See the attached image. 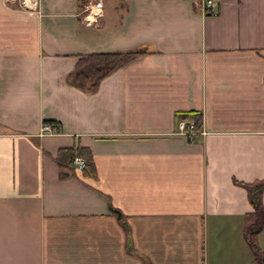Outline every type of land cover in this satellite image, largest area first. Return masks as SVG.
Segmentation results:
<instances>
[{
	"label": "crops",
	"instance_id": "crops-1",
	"mask_svg": "<svg viewBox=\"0 0 264 264\" xmlns=\"http://www.w3.org/2000/svg\"><path fill=\"white\" fill-rule=\"evenodd\" d=\"M217 2L0 0V264H251L264 0ZM138 50L93 93L73 84L81 56ZM182 115L200 135L177 133ZM65 148L94 175L59 168Z\"/></svg>",
	"mask_w": 264,
	"mask_h": 264
},
{
	"label": "trees",
	"instance_id": "trees-1",
	"mask_svg": "<svg viewBox=\"0 0 264 264\" xmlns=\"http://www.w3.org/2000/svg\"><path fill=\"white\" fill-rule=\"evenodd\" d=\"M144 51L129 52H105L81 56L72 75V82L75 87L87 93H93L99 82L115 70L123 67L133 59L144 55ZM188 116L182 115L180 120H186ZM194 122L196 131L201 129V116L194 115L191 118ZM53 128L56 125L46 122ZM77 157L84 163L85 173L94 175V167L89 150L84 148H65L60 149L55 157V163L61 169L73 167V159ZM62 177V176H61ZM65 177V176H63ZM248 192L249 202L252 212L244 216L243 237L249 246L253 261L251 264H264V252L259 249L258 236L264 228V208L261 202V195L264 191V181L256 182L251 185H244Z\"/></svg>",
	"mask_w": 264,
	"mask_h": 264
},
{
	"label": "built area",
	"instance_id": "built-area-1",
	"mask_svg": "<svg viewBox=\"0 0 264 264\" xmlns=\"http://www.w3.org/2000/svg\"><path fill=\"white\" fill-rule=\"evenodd\" d=\"M102 8V3L100 1L89 2L84 7V24L86 26L94 25L102 16ZM217 9V0H202L200 10L203 16H216ZM45 130H48V128H45ZM177 133L189 139L195 138L196 136L200 135L199 131H196L194 129V122L191 120H180L177 124ZM73 164L80 170L84 169L83 161L77 157L73 159Z\"/></svg>",
	"mask_w": 264,
	"mask_h": 264
}]
</instances>
